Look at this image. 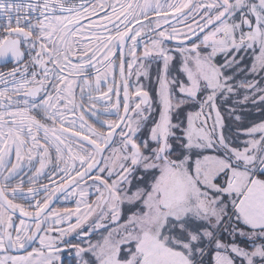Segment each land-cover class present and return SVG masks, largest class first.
<instances>
[{"label":"snow or ice","instance_id":"1","mask_svg":"<svg viewBox=\"0 0 264 264\" xmlns=\"http://www.w3.org/2000/svg\"><path fill=\"white\" fill-rule=\"evenodd\" d=\"M0 63V264H264V121L217 103L264 105V0H0Z\"/></svg>","mask_w":264,"mask_h":264},{"label":"rangeland","instance_id":"2","mask_svg":"<svg viewBox=\"0 0 264 264\" xmlns=\"http://www.w3.org/2000/svg\"><path fill=\"white\" fill-rule=\"evenodd\" d=\"M109 2H111V0H109ZM150 16H151V14H150ZM151 19L155 20V17L151 16ZM175 21L176 20H172L171 23L175 24L174 23ZM112 27L113 26L111 24L108 25L109 29H111ZM129 43H131V41H129ZM126 52H127V49H126ZM142 53H143V44L140 46V49H139L137 55L141 56ZM220 59L222 60V57ZM246 62L250 66V63H251L250 55L248 57H246ZM116 64H117V62H116ZM97 66L99 67V65H97ZM150 70H151V72H152V74L154 76L155 75V71H156V64L155 63L151 64V69ZM117 71H118V64H117L116 72ZM126 71H127V69H126ZM245 78L247 80H252L253 79V77L251 75H247ZM141 79H143V78H141ZM255 79H256V81L258 83V86L261 87V88H264V73H261V74L257 75L255 77ZM135 81H136V77H135V75H133L132 79H131V82L134 84ZM0 87H2V85H0ZM76 92L78 93L77 90H76ZM243 94H244L243 90H241V93H240V97L241 98H242ZM113 98L115 99V96H113ZM234 99H236V97H233L232 99H229L226 102L223 101V100H218L217 101L218 106L220 108V111H221V113H222V115L224 117V120H225V125H226L225 132L226 133L235 132L238 128L250 127L254 123H259L261 121H264V105H260V104L253 105L251 102H248L245 105H241L240 107H238L236 109V114H239V115L242 116V120L241 121H236L234 116H230L229 115L230 110L234 106L233 105V100ZM41 136H42V133H41ZM245 139H247V137H245L241 133L239 139L237 140V143H242L243 140H245ZM118 140H117V142H118ZM52 159H53V163L51 165H49V168L46 170L44 176H42L40 178L39 183L49 184L50 185V179L49 178H51V180H55L57 184H59L61 182V177L64 176V173H56L55 175H53V172L55 171V167H56V164H55V153H52ZM78 167H79V165L77 164V168ZM25 182H27V178L25 179ZM79 187L88 189L89 195H88L87 199H88L89 203H92L93 201L96 200L98 194L96 193L95 187L92 186V182L90 180H87L86 182H81ZM74 190L78 192L79 188H77V186L75 185L74 187L69 189L60 198V200L58 202V207L54 208V209L62 210L66 206H70V205H72L73 208H69V209H75L77 207L76 201H77V199H79V196L78 195L77 196L70 195ZM65 196H68V198L65 199ZM60 208H62V209H60ZM91 219L94 221L95 220V216L92 217ZM71 223H75V218L72 219ZM61 227L67 228L68 224H63V225H61ZM83 230H87L88 231V224L82 225L81 229H77L76 232L71 233L70 235L66 236L64 239L67 240V241H70L71 244L79 243L81 245V247H87V245L81 243V241L84 242L85 239L91 237L90 240L95 242L97 239L100 238L99 232H92L89 237H79L78 238V233L83 231ZM52 235L55 236V235H57V233H52ZM37 244H38V242H37ZM37 247H39V246H37ZM59 247L62 249V251L59 253L61 258L62 257H67L73 252V248H70V247H68L65 244H60ZM89 255L90 254H85L84 255V259H88Z\"/></svg>","mask_w":264,"mask_h":264},{"label":"flooded vegetation","instance_id":"3","mask_svg":"<svg viewBox=\"0 0 264 264\" xmlns=\"http://www.w3.org/2000/svg\"><path fill=\"white\" fill-rule=\"evenodd\" d=\"M71 2H73V3H81L82 2V0H71ZM88 2H90V3H95L96 2V0H88ZM108 2H109V0H108ZM101 15H103V13H101ZM93 19H96V18H93ZM146 23V22H145ZM175 23V25L177 26V27H181V25L180 24H178L177 23V21H175L174 22ZM135 26V25H134ZM116 62H117V64L119 65V52H117V54H116ZM12 67V64H7V65H5V64H3V63H0V71H7L9 68H11ZM98 67V66H97ZM88 73H89V76L92 78V79H94V77H95V70L94 69H89L88 70ZM119 78V67H118V71H117V79ZM77 91H78V93H79V88H77L76 89ZM122 96H123V93L121 92V99H122ZM113 100H115L114 98H113ZM97 110L99 111V113H100V115H99V118H97V117H92L90 114H88V116L86 117L87 119H88V122L90 123V124H94L95 126H99V123H102L104 120H113V119H116V117L114 116V115H108V114H106V113H104L103 112V102H101L99 105H98V108H97ZM123 110V108H122V106H121V111ZM69 118L71 119L72 118V116H71V114H69ZM49 123H51V122H49ZM42 135H43V133H42ZM117 140L119 139V137L117 136V138H116ZM53 153H55L54 152V150H53ZM13 159H14V157H13ZM26 163V162H25ZM38 166V165H37ZM33 171H34V169H33ZM25 172L27 173V175H31V172H28V170L25 168ZM27 175H25V179L27 178ZM75 185H71L56 201H55V203L52 205V209H54V208H57L58 207V202H59V200H60V198L69 190V189H71L72 187H74ZM28 187V183L27 182H25V188H27ZM59 194V193H58ZM57 194V195H58ZM39 199H43V194H41V196L39 197ZM55 199V198H54ZM17 203H24V201H20V200H17ZM71 206V208H73V206L72 205H70ZM70 206H66L65 208H70ZM60 209H62V208H60ZM64 209V208H63ZM18 215V214H17ZM16 223H19V220H16ZM34 226V225H33ZM83 231H85V232H87V230H83ZM80 242V241H79ZM81 242H83V241H81ZM36 247L37 246H39L38 244H36L35 245ZM29 250H31V249H29ZM75 249H73V252L70 254V255H72V254H74L75 255ZM69 255V256H70ZM76 256V255H75ZM68 257V256H67ZM66 257H62L61 258V260L60 261H57L56 262V264H60V262L61 261H63L64 259H65Z\"/></svg>","mask_w":264,"mask_h":264},{"label":"trees","instance_id":"4","mask_svg":"<svg viewBox=\"0 0 264 264\" xmlns=\"http://www.w3.org/2000/svg\"><path fill=\"white\" fill-rule=\"evenodd\" d=\"M70 208H71V206H70ZM88 239H91V237H90V238H87V239H85V240H88ZM85 240H84V241H85ZM81 243L87 245V244L84 243V242H81ZM74 253H75V252H74ZM60 264H77V257H76L74 254H72V255L66 257L63 261H61Z\"/></svg>","mask_w":264,"mask_h":264},{"label":"water","instance_id":"5","mask_svg":"<svg viewBox=\"0 0 264 264\" xmlns=\"http://www.w3.org/2000/svg\"><path fill=\"white\" fill-rule=\"evenodd\" d=\"M125 52H126V49H125ZM123 93V92H122ZM67 190V189H66ZM65 190V191H66ZM64 191V192H65ZM64 192H61V193H59L58 195H57V197L53 200V202H52V204L50 205V207H52V205L55 203V201L64 193Z\"/></svg>","mask_w":264,"mask_h":264}]
</instances>
